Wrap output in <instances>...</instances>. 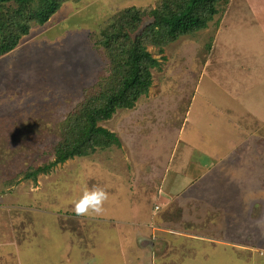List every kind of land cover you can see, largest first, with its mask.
<instances>
[{
  "label": "rangeland",
  "instance_id": "obj_1",
  "mask_svg": "<svg viewBox=\"0 0 264 264\" xmlns=\"http://www.w3.org/2000/svg\"><path fill=\"white\" fill-rule=\"evenodd\" d=\"M247 1L149 46V93L100 123L121 145L36 181L26 175L55 160L66 118L107 74L97 29L161 0L68 1L0 57V264H264V0ZM93 185L109 193L103 214L76 216Z\"/></svg>",
  "mask_w": 264,
  "mask_h": 264
},
{
  "label": "trees",
  "instance_id": "obj_2",
  "mask_svg": "<svg viewBox=\"0 0 264 264\" xmlns=\"http://www.w3.org/2000/svg\"><path fill=\"white\" fill-rule=\"evenodd\" d=\"M68 1L82 0H0V57L15 50L34 26L46 24ZM231 1L161 0L155 8L146 10L128 7L111 18L112 24L108 21L101 25L95 46L106 52L107 74L84 91L83 101L66 118L55 160L26 177L36 181L39 174L68 160L120 146L117 134L100 123L120 111L133 109L149 93L153 83L151 70L160 62L148 47L163 51L164 46L181 37L207 29L219 13L226 12ZM146 18L150 19L148 24L144 23Z\"/></svg>",
  "mask_w": 264,
  "mask_h": 264
},
{
  "label": "clouds",
  "instance_id": "obj_3",
  "mask_svg": "<svg viewBox=\"0 0 264 264\" xmlns=\"http://www.w3.org/2000/svg\"><path fill=\"white\" fill-rule=\"evenodd\" d=\"M108 199L109 193L104 187L100 185H93L90 188L85 186L80 197L74 201V213L79 217L101 215Z\"/></svg>",
  "mask_w": 264,
  "mask_h": 264
},
{
  "label": "crops",
  "instance_id": "obj_4",
  "mask_svg": "<svg viewBox=\"0 0 264 264\" xmlns=\"http://www.w3.org/2000/svg\"><path fill=\"white\" fill-rule=\"evenodd\" d=\"M247 1V0H246ZM250 0H248L247 1V3L249 2ZM234 2V0H232L231 1V3L230 4H232ZM247 6H249V4H247ZM252 12H253V10L252 9H250ZM182 130V129H181ZM181 130H180V134L178 135L179 136V138H177V139H175V142H176V144L175 145H177L178 143H180V135H181ZM166 139V138H165ZM172 168V170H174L176 173H180L179 171V169H177V168H175V167H171ZM183 172H186V170H184ZM181 175H183V174H180V177H181ZM185 177L186 176H182V179H180L181 181L184 179V185H185V187L189 184V183H191V178L190 177H188V178H186L185 179ZM179 180V181H180ZM184 187V188H185ZM188 187V186H187ZM171 188V187H170ZM183 189V188H182ZM182 189L181 190H179V194L180 193H182ZM169 194L171 195V193L169 192ZM172 196V195H171ZM0 245H1V242H0ZM4 254H5V252L3 253V254H1L0 255V259H1V257H4Z\"/></svg>",
  "mask_w": 264,
  "mask_h": 264
}]
</instances>
